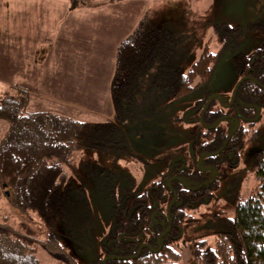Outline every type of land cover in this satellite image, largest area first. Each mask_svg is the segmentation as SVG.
<instances>
[{"label":"trees","instance_id":"1","mask_svg":"<svg viewBox=\"0 0 264 264\" xmlns=\"http://www.w3.org/2000/svg\"><path fill=\"white\" fill-rule=\"evenodd\" d=\"M69 2L73 10L89 4L86 0ZM251 28L264 35L263 24L256 23ZM244 31L242 26L226 23L214 26L219 50L211 51L210 43H207L199 59L183 73L172 63L178 39L171 29L148 19L140 21L117 48L108 88L114 107L111 121H84L50 110L29 111L24 100L28 92L19 86L14 87L15 93L0 98V121L7 126L0 140V184L10 196L13 207L28 216L35 213L42 219L47 230L42 243L50 252L60 253L67 264H103L107 256L118 258H111L106 264H181L182 254L175 246L182 240L186 228L195 222L194 211L210 203L220 188L219 179L200 187L209 178L197 169L187 181L198 190H184L178 181H173L178 184L180 194L178 202L171 208L172 227L161 239V250L154 252L143 247L138 258L133 256L147 237L151 238L148 241L150 247L159 246L157 239L168 229L166 211L173 200L166 178L173 173L184 176L187 171H192L193 157H181L180 163L186 164L185 167L179 163L171 170L172 174L163 178L159 174L148 187L132 193L118 190L116 178L109 170L85 163L84 172L95 183L102 203L105 207L108 203L111 205L112 221L111 231L101 241V255L85 261L68 251L72 250L68 241H75L76 245L83 241L94 223L93 212L83 185L76 184L66 167L81 148L110 152L115 159L122 156L127 138L123 126L141 106L149 109L167 100L175 104L203 91L204 97L198 99L200 116L220 72L214 75L216 66L226 53L231 54L237 80L247 77L238 87L234 106L226 113L234 115L233 111L239 110L251 120L241 121L240 129L231 137L226 149L218 156L209 155L203 165L226 163L233 166L239 163L252 140L262 137L264 143V113L255 120L257 108L252 109L253 105L264 108V40L252 55H247L237 47V38ZM217 104L218 100L214 99L213 105ZM216 108L220 111L208 108L205 123L212 124L221 116V107L217 105ZM196 123L199 126V120ZM217 130L204 128V135L195 132L191 137L194 157L221 148L225 137ZM263 143L254 164L259 185L248 197L237 202L233 216H216L223 224L214 232L213 242L207 239L194 242V264H264ZM177 163L178 160L174 165ZM7 225L0 221V264H41L19 236L1 229Z\"/></svg>","mask_w":264,"mask_h":264},{"label":"rangeland","instance_id":"2","mask_svg":"<svg viewBox=\"0 0 264 264\" xmlns=\"http://www.w3.org/2000/svg\"><path fill=\"white\" fill-rule=\"evenodd\" d=\"M3 1V8L0 3V98L15 93L14 87L21 84L29 91L24 96L27 110L56 111L84 121L113 120L114 107L108 85L116 57L112 60L110 51L124 39L126 28L128 31L134 29L143 19L171 29L178 39L172 63L183 73L191 69L207 43H210L211 51L219 50L220 44L213 33L217 24L243 27L245 31L237 38V47L247 55H252L264 40L259 30L251 28L256 23L264 25V0H86L89 4L80 6L77 11L70 9L69 0ZM57 8L62 15L58 26L62 27L64 23L71 25L75 33L85 37L89 43L80 62L72 58L66 47L67 43H73L72 37L65 38L66 43H63L60 37L64 34L62 29L57 36L50 33L53 29L51 20ZM116 40L119 41L114 44ZM76 42L80 43V40ZM112 53L114 55V50ZM230 55L221 67L211 92L219 93L226 103L230 102L238 82ZM88 76L101 80L97 100L88 98L89 93L80 88L81 84L73 85L71 89L73 79ZM70 77L69 82H61V78ZM85 84L88 86V83L82 85L86 87ZM47 85L51 89H47L49 95L42 96ZM54 90L66 95H58ZM204 94L203 91L197 92L176 104L167 100L149 109L141 106L130 122L123 126L127 137L124 143L126 151L117 159L110 152L83 148L74 153L66 168L76 184L83 185L94 217V223L79 245L68 241L72 249L68 251L79 260L101 255V241L111 229V205L108 203L105 207L102 203L96 185L86 176L83 165L91 163L109 170L116 178L118 190L125 193L145 189L157 180V171L163 170L164 158L191 156L189 136L195 130L196 122L187 121L188 112L195 108L199 110L198 99H202ZM222 124L224 128L231 126L227 120ZM6 128V124L0 121V140ZM254 164L255 157L245 151L234 167L218 165L220 188L215 198L194 211L195 222L186 228L182 240L175 246L182 254L181 264H194V242L202 239L213 242L214 232L223 224L216 216H233L237 202L248 197L259 185ZM0 217V221L9 224L1 229L19 236L41 264H67L64 256L50 252L42 243L47 231L42 219L35 213L28 216L13 207L1 184Z\"/></svg>","mask_w":264,"mask_h":264},{"label":"flooded vegetation","instance_id":"3","mask_svg":"<svg viewBox=\"0 0 264 264\" xmlns=\"http://www.w3.org/2000/svg\"><path fill=\"white\" fill-rule=\"evenodd\" d=\"M230 55V54H229ZM247 79V77H243V78H241V79H239L238 80V82H240L239 83V86L245 81ZM237 82V83H238ZM236 83V84H237ZM238 86V87H239ZM235 87V86H234ZM238 90V89H237ZM236 93H237V91H236ZM236 93H235V95H234V97H233V92H232V94H231V99H230V102L228 101L227 103L226 102H224L223 101V99H222V96L218 93V95L220 96V98L218 97V98H213V99H211L210 100V98L212 97V93L208 96L209 98L207 99V102H206V104L204 105V108H203V110H202V112H201V114H200V116H199V110H196V108L195 109H192V110H190L188 113V116H189V118L187 117V121L188 122H191V123H193V122H197L198 120H199V122H200V124H199V126H197L198 124L197 123H195V130H193V132H191V134H190V136H189V139H191V137L194 135L195 136V132L197 131V132H203V135H204V128L206 129V130H210V129H218L217 130V132H219V133H221V134H224V135H221V137H225V140H224V142H223V144H222V146H221V148L219 149V150H217L216 152H213V153H211V154H208V153H202L198 158L197 157H194V155H192V147H191V143H190V147H191V156L190 157H182V156H177V157H175V158H171V157H167V158H164V162H163V170H158L157 171V178H158V176H159V174H160V177H164V176H166V175H170V174H172L173 172L171 171V170H174L177 166H178V164L180 163V161H181V157L182 158H185V159H190L191 157H193L192 158V160H191V163H190V170H192V171H187L186 173H184V176H180V175H177L176 173H173L172 175H170L168 178H166L165 180H166V186H167V188H168V190H169V192L171 193V195H173V200H172V202L169 204V206H168V208H167V215H168V220H169V226H168V229L170 228V230L168 231V233L171 231V227H172V222H171V213H170V211H171V208H172V206L174 205V204H176L177 202H178V198H179V194H180V192H179V187H178V184L177 183H175V182H173L174 180H176V181H178L179 183H180V186H182L183 188L182 189H184V190H198L196 187H194V186H192L193 185V183L191 182V181H187L188 180V178H189V176L190 175H192V173L194 172V171H196L195 169H197L198 170V172L200 173V172H202V173H204V177L205 178H209V179H207L204 183H202L201 185H200V187H202V186H204V185H211V184H213L217 179H219L218 178V165H220V164H226V163H217V164H215V165H203V160L205 159V158H207L209 155H214V156H218L221 152H223L225 149H226V147L228 146V144H229V142H230V140H231V137L235 134V133H237V131L240 129V126H241V121H249V120H251V118L250 117H246V115H244L242 112H240L239 110H234L233 112H234V115H230V114H232L231 112H229V113H226V111L227 110H229V109H231L233 106H234V103H235V97H236ZM214 94H217V93H214ZM214 99H217L218 100V106H220L221 107V109H222V112L223 113H220L221 114V116L217 119V121H215L214 123H212V124H208V123H205L204 122V115H205V113H206V111L208 110V108L209 107H212L213 109L215 108V109H217L218 111H220L218 108H216L217 107V105H213V100ZM232 99H233V102H232ZM210 102V103H209ZM208 103H209V105H208ZM176 104V103H175ZM208 105V106H207ZM206 106H207V108H206ZM252 107V106H251ZM206 108V110H205V112H204V109ZM253 108H257L256 110H257V113H256V115H255V120H257L258 118H259V115H261V113L264 111V108H260V107H258V106H256V105H253V107H252V109ZM264 113V112H263ZM192 114V115H191ZM237 114V115H236ZM264 115V114H263ZM229 116H231V118L232 119H230L229 118ZM194 117V118H193ZM221 120V122L216 126V127H212V126H214L218 121H220ZM225 120H227L228 121V123H231V126H229V128L228 127H226V128H224L223 127V122L225 121ZM236 129V131L234 132V130ZM234 132V133H233ZM233 133V134H232ZM232 134V135H231ZM202 140V139H201ZM193 141V139H191V142ZM203 142H204V137H203ZM262 143H263V139H262V137H258V138H256V139H254V140H252L248 145H247V147H246V149H245V151L246 152H249L252 156H254L255 157V160H256V155L258 154L257 152L259 151V150H261L263 147H262ZM264 144V143H263ZM244 151V152H245ZM217 152H219V153H217ZM244 152H243V154H244ZM243 154H242V157H243ZM177 160H178V163L177 164H175L174 165V163H176L177 162ZM238 164V163H237ZM237 164H235V165H237ZM227 165V164H226ZM235 165H233V166H231V165H227L228 167H234ZM180 166H182V167H185L186 166V164H184L183 162H181L180 163ZM174 168V169H173ZM200 177V176H199ZM198 177V178H199ZM197 178V179H198ZM173 184H175V186H172ZM183 190V191H184ZM112 222V221H111ZM111 225H112V223H111ZM167 229V230H168ZM167 230L165 231V232H167ZM110 231H111V229H110ZM109 231V232H110ZM165 232H163V233H165ZM162 233V234H163ZM167 233V234H168ZM162 234H160V236L162 235ZM166 234V235H167ZM165 235V236H166ZM160 236L158 237V239H157V243H158V247L157 248H152V247H150V244L148 243V241L151 239L150 237H147V240H145L144 242H142V244L139 246V248H138V250H137V254L136 255H134L133 257L134 258H138L139 256H140V254H141V251H142V249H143V247H148V248H150V250H152V251H154V252H159L158 251V249H159V247H160V243H161V239L163 238V237H165V236H163L161 239H160V241H159V238H160ZM161 248H162V246H161ZM111 258H118V257H115V256H107V257H105L104 258V260H103V264H106V262L109 260V259H111ZM123 258V257H122ZM93 259V258H92Z\"/></svg>","mask_w":264,"mask_h":264},{"label":"crops","instance_id":"4","mask_svg":"<svg viewBox=\"0 0 264 264\" xmlns=\"http://www.w3.org/2000/svg\"><path fill=\"white\" fill-rule=\"evenodd\" d=\"M25 2L26 1H28V0H24ZM0 3H1V7L3 8V5L2 4H4V1L3 0H0ZM9 4L11 3V2H8ZM21 5H22V3H21ZM10 7V6H9ZM11 9V8H10ZM46 9V8H45ZM82 9V8H81ZM40 12H41V10H42V8H40V9H38ZM77 10H80V9H76L75 11H77ZM69 11H71V10H69ZM12 12V11H11ZM10 12V13H11ZM44 12H46V10H44ZM63 12H64V8H62V14H63ZM60 19H62V15H61V13H59L58 12V8L56 9V13L54 14V16L52 17V20H51V25L53 26V29H52V31L50 32V33H52L53 32V34H55L56 36L57 35H59V32L61 31V29H62V31H64V34L63 35H60V37H62L63 39V43H66V41H65V38H70V37H72L73 38V43H67V46L66 47H68V49H69V51L68 52H70V54L72 55V58H77V59H79V62H80V60L82 61L83 59H84V57H83V53H84V55H85V51H87V45L89 44V43H87V39L85 38V37H82V36H80V35H78V34H76L75 33V29L70 25H65V23H64V25L62 26V27H59L58 26V22H59V20ZM140 22V21H139ZM134 27V26H133ZM136 28V27H135ZM134 28V29H135ZM128 29L129 28H126V31H123V32H125V34H124V36H122V38H127L132 32H133V28H131L129 31H128ZM15 31V30H14ZM15 33V32H14ZM123 39V40H124ZM78 40H80V43L79 42H76V41H78ZM117 41H119V40H116L115 42H113L114 44L117 42ZM120 41H122V40H120ZM10 45V44H9ZM18 45V44H17ZM87 47V48H86ZM90 47V46H89ZM91 48V47H90ZM117 48H118V46H117V44L115 45V46H112V48H111V51H110V54H111V59L112 60H114L115 59V57H116V51H117ZM66 49V48H65ZM77 52H76V51ZM113 50H114V55H113ZM78 52H80V53H78ZM78 54H80V57H78ZM114 72V68H112V73ZM68 75V74H67ZM70 76V75H69ZM112 78V77H111ZM62 80H61V82L63 83L65 80L67 81V82H69L68 80H70L71 79V77L70 78H61ZM26 82V81H25ZM36 82H38V81H36ZM47 82V81H46ZM111 82V81H110ZM33 83L35 84V82L33 81ZM48 83V82H47ZM83 83H88V86L86 85V87H84V85H82ZM44 84H45V82H44ZM78 84H81V89H85L86 90V93L88 92L89 93V96L90 97H88V98H90V99H92V100H97V98H98V94L100 93V91H101V89H100V84H101V80L98 78H96V77H94V76H88V77H81V78H77L76 77V79H73V82H71V84H70V86H71V89L73 88L72 86L73 85H78ZM43 85V84H42ZM20 87H23L24 88V90L25 89H27V87L25 88L24 86H22L21 84L19 85ZM109 86H110V84L108 85V88H109ZM47 89L50 91L51 89H50V87H49V85H47L46 86V89H44V91H43V95L42 96H48L49 95V92H47ZM27 92H29L28 90H27ZM53 92H55V93H57L58 95H66V94H61L59 91H57V90H54ZM112 100V99H111ZM94 102H96V101H94Z\"/></svg>","mask_w":264,"mask_h":264},{"label":"water","instance_id":"5","mask_svg":"<svg viewBox=\"0 0 264 264\" xmlns=\"http://www.w3.org/2000/svg\"><path fill=\"white\" fill-rule=\"evenodd\" d=\"M228 56H229V54L226 53V54L224 55V57L218 62L217 66H216V69H215V72H214V75H216V74L219 72V70L221 69V67L223 66V64H224V63L226 62V60L228 59ZM239 83H240V82H238V83L235 85L234 89H233V97H234V95H235V93H236V91H237V89H238ZM218 97L220 98V96H219L218 94H213L212 97L210 98V100L213 99V98H218ZM232 102H233V99H232ZM209 103H210V102H209ZM209 103H208V105H209ZM208 105H207V106H208ZM207 106H206V108H207ZM206 108L204 109V112H205ZM220 122H221V120L218 121V122H217L214 126H212V127H216ZM235 131H236V129L234 130V132H235ZM234 132H233V133H234ZM233 133H232V134H233ZM232 134H231V135H232ZM217 153H219V152H217ZM169 230H170V228L167 230V232L163 233V234L160 236L159 241H160V239H161L163 236H165V235L168 233ZM160 249H161V245H160L158 251H159Z\"/></svg>","mask_w":264,"mask_h":264}]
</instances>
